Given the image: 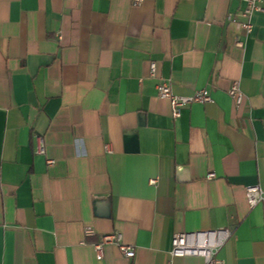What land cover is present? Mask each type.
<instances>
[{"label": "crops", "instance_id": "crops-1", "mask_svg": "<svg viewBox=\"0 0 264 264\" xmlns=\"http://www.w3.org/2000/svg\"><path fill=\"white\" fill-rule=\"evenodd\" d=\"M133 1L0 0V264H203L172 237L219 230L222 264H264V15L246 34L240 0ZM161 83L211 103L174 119ZM112 233L133 259L96 260Z\"/></svg>", "mask_w": 264, "mask_h": 264}, {"label": "built area", "instance_id": "built-area-1", "mask_svg": "<svg viewBox=\"0 0 264 264\" xmlns=\"http://www.w3.org/2000/svg\"><path fill=\"white\" fill-rule=\"evenodd\" d=\"M241 16L247 20L245 23H236L231 15L227 17V22L231 25H235L243 30L246 34L251 32V17L260 13L264 15V6H262L261 0H240ZM139 0H134L133 4H138ZM235 46L240 48L241 43L236 40ZM153 65L151 66V72H153ZM157 97L163 100H167L170 104L171 114L174 119L179 118L180 110L184 107L199 104L205 105L211 103V98L206 90L198 91L191 96L177 97L171 93L170 86L167 83H161L157 86ZM227 95L235 103V109H239L244 96L239 89L237 83H232L227 91ZM35 155L43 156L44 148L41 139H36ZM48 165H52V162H47ZM214 179L212 173L207 175V180ZM152 184V183H151ZM247 205L252 208L256 205H264V191L259 187H248L245 189ZM89 231H85V235H89ZM231 238V232L227 230L199 232V233H177L173 235L171 240V259L181 258H200L203 264H222L216 258L219 250L224 244ZM114 246L124 259L131 260L134 258V251L131 247L123 244L122 237L119 233H112L110 235L102 236L98 243L93 245V251L97 261H101L103 258V249L105 246ZM168 264H171L169 262Z\"/></svg>", "mask_w": 264, "mask_h": 264}]
</instances>
